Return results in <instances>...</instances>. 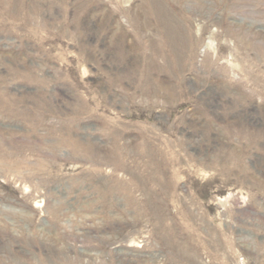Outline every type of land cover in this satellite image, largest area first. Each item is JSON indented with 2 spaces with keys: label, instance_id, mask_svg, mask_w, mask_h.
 <instances>
[{
  "label": "rangeland",
  "instance_id": "obj_1",
  "mask_svg": "<svg viewBox=\"0 0 264 264\" xmlns=\"http://www.w3.org/2000/svg\"><path fill=\"white\" fill-rule=\"evenodd\" d=\"M0 264H264V0H0Z\"/></svg>",
  "mask_w": 264,
  "mask_h": 264
},
{
  "label": "bare ground",
  "instance_id": "obj_2",
  "mask_svg": "<svg viewBox=\"0 0 264 264\" xmlns=\"http://www.w3.org/2000/svg\"><path fill=\"white\" fill-rule=\"evenodd\" d=\"M174 33V32H173ZM174 38H175V36H174Z\"/></svg>",
  "mask_w": 264,
  "mask_h": 264
}]
</instances>
